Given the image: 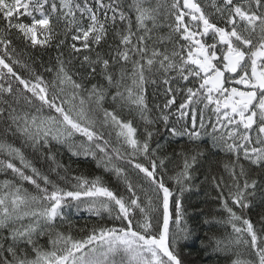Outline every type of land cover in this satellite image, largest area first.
<instances>
[{
  "label": "snow or ice",
  "instance_id": "6c2138e0",
  "mask_svg": "<svg viewBox=\"0 0 264 264\" xmlns=\"http://www.w3.org/2000/svg\"><path fill=\"white\" fill-rule=\"evenodd\" d=\"M190 242L264 264V0H0V264H195Z\"/></svg>",
  "mask_w": 264,
  "mask_h": 264
},
{
  "label": "trees",
  "instance_id": "16d2710c",
  "mask_svg": "<svg viewBox=\"0 0 264 264\" xmlns=\"http://www.w3.org/2000/svg\"><path fill=\"white\" fill-rule=\"evenodd\" d=\"M161 143L165 144V140L162 139ZM180 144H183V141H180ZM176 146L177 145H173V147ZM63 159L66 163L69 162V158L67 155H65ZM224 159H226V157L223 155V153L219 154V156L213 157L212 166L215 167L220 161ZM72 166L74 170L83 171L86 174L104 175L106 181L112 182V178L107 174H104L102 169H97L94 162L86 161L83 158L79 160H77L76 158H72ZM208 168L209 165L205 163L201 168L200 173H198L197 184L200 190H193V192L185 194L190 205L189 216H192V207H198L207 210L209 205H213L215 203L211 200V196L215 195L214 190L209 185L201 183V181H203V175L207 172ZM220 170L222 171V166ZM258 211L259 207L253 210V212L249 213L253 220L257 218L256 213H258ZM69 218L71 219L72 223L77 226V228L82 227L85 224H88L90 226L95 219L94 217H90L89 214L85 212H73L69 215ZM206 227L207 226L202 225L201 228L197 230L200 237H203V228ZM73 231L76 232V229H74ZM183 254L185 258L190 259L191 261L195 262V264H214L215 261V258L213 256H210L203 250L199 242H190L189 247L184 248Z\"/></svg>",
  "mask_w": 264,
  "mask_h": 264
},
{
  "label": "rangeland",
  "instance_id": "374dc122",
  "mask_svg": "<svg viewBox=\"0 0 264 264\" xmlns=\"http://www.w3.org/2000/svg\"><path fill=\"white\" fill-rule=\"evenodd\" d=\"M73 212H74V211H73ZM73 212H72V213H73ZM85 213H87V212H85ZM70 214H71V213H70Z\"/></svg>",
  "mask_w": 264,
  "mask_h": 264
}]
</instances>
